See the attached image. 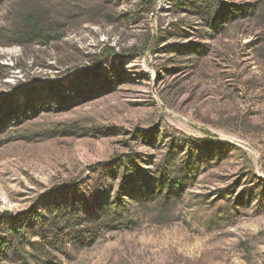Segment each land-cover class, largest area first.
<instances>
[{
    "label": "rangeland",
    "instance_id": "374dc122",
    "mask_svg": "<svg viewBox=\"0 0 264 264\" xmlns=\"http://www.w3.org/2000/svg\"><path fill=\"white\" fill-rule=\"evenodd\" d=\"M30 10L66 35L0 48V264H264V0H0L4 41Z\"/></svg>",
    "mask_w": 264,
    "mask_h": 264
},
{
    "label": "trees",
    "instance_id": "16d2710c",
    "mask_svg": "<svg viewBox=\"0 0 264 264\" xmlns=\"http://www.w3.org/2000/svg\"><path fill=\"white\" fill-rule=\"evenodd\" d=\"M159 0H146L148 9L154 11L156 8V5ZM23 20L16 25L14 28L10 29L11 37H16L17 40L12 41H4L5 37H7L5 34V31H7L8 28H1L0 27V48L3 46H9L12 44H20V45H26V43L35 42L40 43L41 45H49L53 41L61 40L65 37L66 33L62 32L59 34H53L52 31L46 30L43 23L41 22V19L39 18V15H37V12L34 10H30L28 12L24 13ZM114 49V48H113ZM6 66L2 63H0V78L6 79L7 75L6 72H4V69ZM15 68H19V66H15ZM54 82V81H52ZM58 82H62V78L58 80ZM19 85V84H18ZM53 86V85H51ZM65 92H61L60 96L64 97ZM32 95L30 94V88L27 89L24 92V96L21 97V95L16 94L14 91H10L8 93H0V123H16L19 122L24 116H27L28 113H30V99H32ZM45 99L41 101V104H45ZM111 161H104L100 162L99 165L102 169H109L112 165ZM129 172V171H128ZM127 177V176H125ZM149 179L147 184L150 185L152 182L157 181V178L155 174L153 173L151 176H147ZM144 181L138 182V184H143ZM145 186V185H144ZM172 188L169 189V191L165 192L162 190H156L155 193L150 198H146L145 196H142L141 198L137 197L134 199V201H137L139 203H145L149 200L155 201L159 199L166 198L167 201L172 199L174 196L172 192ZM133 199V198H132ZM131 204V203H130ZM43 213L39 212L37 210H31L27 214H25L24 219H34L36 217H43ZM132 221V220H131ZM18 222L16 225L10 227V233L15 234L19 231L17 230ZM8 241H5V243L0 242V247H7Z\"/></svg>",
    "mask_w": 264,
    "mask_h": 264
}]
</instances>
